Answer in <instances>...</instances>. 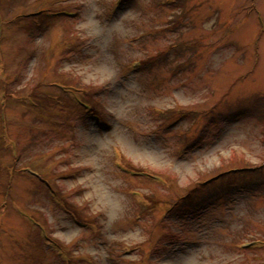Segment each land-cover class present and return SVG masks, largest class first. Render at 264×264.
Here are the masks:
<instances>
[{
    "label": "rangeland",
    "instance_id": "rangeland-1",
    "mask_svg": "<svg viewBox=\"0 0 264 264\" xmlns=\"http://www.w3.org/2000/svg\"><path fill=\"white\" fill-rule=\"evenodd\" d=\"M252 177L264 0H0V264H264Z\"/></svg>",
    "mask_w": 264,
    "mask_h": 264
},
{
    "label": "trees",
    "instance_id": "trees-1",
    "mask_svg": "<svg viewBox=\"0 0 264 264\" xmlns=\"http://www.w3.org/2000/svg\"><path fill=\"white\" fill-rule=\"evenodd\" d=\"M245 173H246V172H245ZM245 173H242V174H241V176H244V175H245Z\"/></svg>",
    "mask_w": 264,
    "mask_h": 264
}]
</instances>
